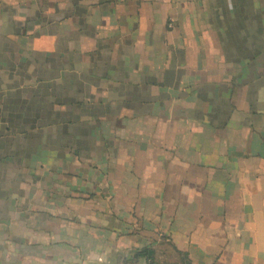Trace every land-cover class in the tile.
<instances>
[{"label":"crops","instance_id":"obj_1","mask_svg":"<svg viewBox=\"0 0 264 264\" xmlns=\"http://www.w3.org/2000/svg\"><path fill=\"white\" fill-rule=\"evenodd\" d=\"M0 264H264V0H0Z\"/></svg>","mask_w":264,"mask_h":264},{"label":"trees","instance_id":"obj_2","mask_svg":"<svg viewBox=\"0 0 264 264\" xmlns=\"http://www.w3.org/2000/svg\"><path fill=\"white\" fill-rule=\"evenodd\" d=\"M146 253V249H142L138 254H145Z\"/></svg>","mask_w":264,"mask_h":264}]
</instances>
